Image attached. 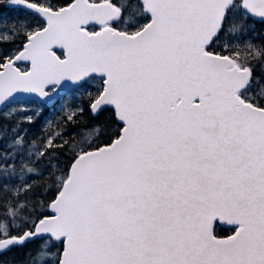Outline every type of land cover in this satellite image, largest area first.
Instances as JSON below:
<instances>
[{"label": "snow or ice", "instance_id": "1", "mask_svg": "<svg viewBox=\"0 0 264 264\" xmlns=\"http://www.w3.org/2000/svg\"><path fill=\"white\" fill-rule=\"evenodd\" d=\"M0 264H264V0H0Z\"/></svg>", "mask_w": 264, "mask_h": 264}]
</instances>
